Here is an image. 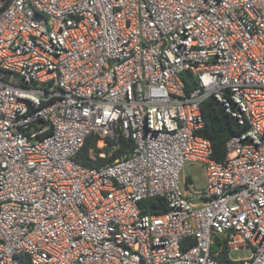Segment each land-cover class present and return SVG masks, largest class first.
I'll return each mask as SVG.
<instances>
[{"label": "built area", "instance_id": "built-area-1", "mask_svg": "<svg viewBox=\"0 0 264 264\" xmlns=\"http://www.w3.org/2000/svg\"><path fill=\"white\" fill-rule=\"evenodd\" d=\"M210 96L247 125L222 162ZM90 135L133 148L86 167ZM25 263L264 264V0H0V264Z\"/></svg>", "mask_w": 264, "mask_h": 264}, {"label": "trees", "instance_id": "trees-1", "mask_svg": "<svg viewBox=\"0 0 264 264\" xmlns=\"http://www.w3.org/2000/svg\"><path fill=\"white\" fill-rule=\"evenodd\" d=\"M181 78L184 81L186 92L195 86V79L189 72H183ZM200 108L204 125L198 133L210 141L212 157L216 161L222 162L226 155V140L234 134L245 131L247 125L238 124L237 120L212 96L205 99ZM97 140V135L86 137L83 146L74 157L77 163L86 167L100 168L128 154L133 148L132 140L121 135L107 140L105 146L101 148L97 147ZM100 153L104 155L100 156ZM139 206L144 214H159L166 210L165 201L157 196L140 201ZM226 260L225 256L221 257V261L227 262Z\"/></svg>", "mask_w": 264, "mask_h": 264}, {"label": "rangeland", "instance_id": "rangeland-1", "mask_svg": "<svg viewBox=\"0 0 264 264\" xmlns=\"http://www.w3.org/2000/svg\"><path fill=\"white\" fill-rule=\"evenodd\" d=\"M180 179H181V186L184 188L188 197L193 201H201V198H197L196 194L202 196V192L205 186V176H204L203 167L199 164H191V163L184 164L180 175ZM185 181L188 182L187 185H185ZM250 254H251V249L245 247L238 250L230 251L229 258L242 259L248 257Z\"/></svg>", "mask_w": 264, "mask_h": 264}, {"label": "water", "instance_id": "water-1", "mask_svg": "<svg viewBox=\"0 0 264 264\" xmlns=\"http://www.w3.org/2000/svg\"><path fill=\"white\" fill-rule=\"evenodd\" d=\"M216 247H217V244H216V243H214V244L212 245V250H215V249H216Z\"/></svg>", "mask_w": 264, "mask_h": 264}]
</instances>
